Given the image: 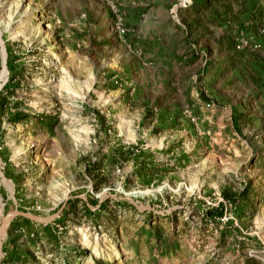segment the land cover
Masks as SVG:
<instances>
[{
	"label": "rangeland",
	"instance_id": "374dc122",
	"mask_svg": "<svg viewBox=\"0 0 264 264\" xmlns=\"http://www.w3.org/2000/svg\"><path fill=\"white\" fill-rule=\"evenodd\" d=\"M139 1L0 0V264H264V0Z\"/></svg>",
	"mask_w": 264,
	"mask_h": 264
},
{
	"label": "crops",
	"instance_id": "0c3cea01",
	"mask_svg": "<svg viewBox=\"0 0 264 264\" xmlns=\"http://www.w3.org/2000/svg\"><path fill=\"white\" fill-rule=\"evenodd\" d=\"M143 1L148 2V0H140L138 5L141 7L144 6ZM214 1L217 2L218 0H214ZM151 3L153 4V6H151L150 9L146 12V15L142 16V19L143 18L144 19L141 21H138L136 25V27L138 28V31L142 33V37H144L146 39V42L148 41L149 45L151 46V49H148V51H145V52L146 53L149 52L152 55H155V54H158L159 51H164V53L167 55H173L172 49L174 46V41L176 38V34L180 32V29L178 25H176V23L172 22L166 25L169 28L170 32L167 33V31H164V29H162V26H164L162 24V21L158 19V15L162 13L163 8L162 6L156 3V0H154V2L153 0H151ZM206 6L208 7L209 5L206 4ZM139 11H141V8L139 9ZM218 14H219L218 21H217L216 16L213 17L214 25H215L214 29L217 28L216 27L217 25L221 24L219 20L222 17V12L220 11ZM233 15H236V14L233 12ZM197 33H198L197 40H196L197 43H199L200 41L203 42L206 38V33L204 31L197 32ZM213 37L214 38L219 37V34L216 32V30H215V33L213 34ZM164 40L166 41V43L163 42ZM233 47H235V43ZM144 48H147V47H144Z\"/></svg>",
	"mask_w": 264,
	"mask_h": 264
},
{
	"label": "built area",
	"instance_id": "2783aa9c",
	"mask_svg": "<svg viewBox=\"0 0 264 264\" xmlns=\"http://www.w3.org/2000/svg\"><path fill=\"white\" fill-rule=\"evenodd\" d=\"M177 8V7H176ZM257 36H255L256 34L252 33L251 36L249 37V39H246L243 35L242 32H240L239 36L237 37V39L235 40V50L237 51H242L244 49H249L251 44H252V40L257 38V37H264V28H258L257 31ZM254 49L256 48H260L259 44H257V42H254Z\"/></svg>",
	"mask_w": 264,
	"mask_h": 264
},
{
	"label": "trees",
	"instance_id": "16d2710c",
	"mask_svg": "<svg viewBox=\"0 0 264 264\" xmlns=\"http://www.w3.org/2000/svg\"><path fill=\"white\" fill-rule=\"evenodd\" d=\"M224 198H226L227 200H230V201L232 200V197H230L229 195H224ZM206 214L208 216L221 218L223 216V205L220 204L219 207L216 209H208L206 211Z\"/></svg>",
	"mask_w": 264,
	"mask_h": 264
}]
</instances>
